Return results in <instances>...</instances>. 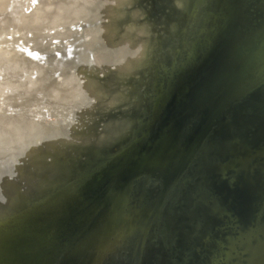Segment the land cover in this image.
Segmentation results:
<instances>
[{
	"label": "water",
	"instance_id": "95a60500",
	"mask_svg": "<svg viewBox=\"0 0 264 264\" xmlns=\"http://www.w3.org/2000/svg\"><path fill=\"white\" fill-rule=\"evenodd\" d=\"M0 264H264V0H0Z\"/></svg>",
	"mask_w": 264,
	"mask_h": 264
}]
</instances>
